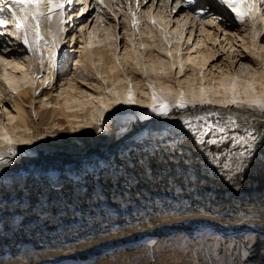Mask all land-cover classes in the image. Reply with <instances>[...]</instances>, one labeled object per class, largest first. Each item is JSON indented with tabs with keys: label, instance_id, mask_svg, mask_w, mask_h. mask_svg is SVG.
<instances>
[{
	"label": "snow or ice",
	"instance_id": "6c2138e0",
	"mask_svg": "<svg viewBox=\"0 0 264 264\" xmlns=\"http://www.w3.org/2000/svg\"><path fill=\"white\" fill-rule=\"evenodd\" d=\"M226 6L234 14L235 21L243 24L245 19L251 16L254 20L261 14V4L258 0H212V3ZM96 7L106 9L116 21L118 31L120 29V18L117 11L108 7L105 0H95ZM133 3L135 7H133ZM127 11L124 24L130 25L131 33L123 37L132 48L124 47V60L130 59L129 52H136L133 41L143 38L144 33L140 31L145 20L149 25L148 38L151 44L141 42L136 52V59L132 60L138 72L142 71L144 77L149 76V65H141L142 52L149 48L156 49L169 60L159 59L160 75H166L163 66L170 62L171 68L176 69L179 65V74H183L185 64L200 66L199 82L196 83L192 76L185 81H178L179 88L171 85H162L159 89L156 84L149 80L147 88L150 91L137 93L131 79H114L109 87V80L101 72L96 71L95 76L103 81L104 87L96 84L88 86L95 89L101 95H92L90 92H81V98H65L61 105L47 104L48 108H63L65 115L61 119L66 120L64 126L53 125L52 133L45 132L44 136L55 135L58 132H70L72 134L84 135V130L92 129L95 134H104L116 143V151L98 158L88 157L82 160L78 167L65 166L63 169L42 168L34 163L39 159L40 144L44 136L35 135L28 128H12L8 125L15 124L17 118L9 113L8 108L3 111L8 113L7 124L0 120V251L3 250L8 240L9 232L13 235L25 232L29 228L27 213H33L38 221L48 219L55 206L50 203L49 193H55L58 197L64 192L65 185L71 186L74 196L90 201V208L99 209V218L102 221H110L114 225V216L128 214V208L133 204L132 189L139 180L136 170L139 169L143 178L148 181L160 179L153 176L151 160L157 159L164 162V157L174 164H183L176 176L169 178V189L183 192L184 188L177 184V178L183 180L187 185H193L200 181L201 176L213 178L219 176L227 181L235 191L243 187L245 175L251 165L257 161H264V70L257 71L252 64H241L242 71L238 75L223 74L219 80L212 79L206 85L203 67L209 60H215L222 52H228V48L221 47L215 54L201 56L188 55L187 60L181 58L180 45L184 41V31L189 20L194 15L198 20L204 16L209 8L201 5L197 0H126ZM145 20L139 18L141 7ZM163 9L154 13L157 5ZM79 5L80 7H77ZM124 5H120L123 9ZM191 9L185 11L184 9ZM58 10L61 15L58 24L60 33H68L69 29L77 32L70 35V43H79V49H72L71 55L76 57L80 50L86 54L92 50L112 42L117 44L116 51L119 52L120 35H113L110 29L104 30L103 37L100 35V27L107 23L104 16L97 15L96 23L88 20L85 13L91 15L96 8L90 6L88 0H0V80L7 85L8 90L15 96L21 92V86L25 89L31 87L34 95H39L40 89L51 85L52 80L44 78L45 60L47 68L60 71L57 66L58 50L61 44L57 33L51 32V39H45L42 34V19L51 22L54 11ZM72 12L75 17H83L79 21L80 27L77 31L73 15H65ZM11 14V23L7 15ZM172 17H176L175 20ZM84 21H88L85 23ZM205 23L215 27L217 24L229 25L223 19L213 16L206 21H200L199 29L203 34L206 31ZM91 24V28L89 25ZM173 24L175 27H173ZM14 25L13 31L7 29ZM67 25L68 27H63ZM196 25H193L195 31ZM125 33L128 28L122 29ZM87 37L85 38V32ZM159 32V47L155 43L154 33ZM224 32V27L218 29ZM209 36L212 34L209 32ZM227 35V33H225ZM233 37L237 36L232 32ZM253 40L257 38L255 24H253ZM239 39H243L239 37ZM219 44V39L212 41ZM189 46L193 44V37H187ZM205 45L197 43L190 48V52H196L198 48ZM48 51L45 52L44 49ZM24 51L39 58V71L28 74V69L23 66L27 59L23 56ZM67 52V49L64 50ZM264 51V49H261ZM232 52H236L232 48ZM251 55L256 61L264 63V56L255 52L249 53V48L244 47L239 55ZM18 57L19 62L13 59ZM203 59L204 65H197V61ZM226 59V57H225ZM115 65L111 71L115 73L117 66L121 65L122 57H114ZM102 62V61H101ZM74 63L79 68H84L81 59H75ZM233 64L236 61H232ZM93 70L97 63L92 62ZM153 73H156V63L151 65ZM9 69L19 71L23 75L16 77L10 75ZM51 75V73H48ZM178 74V75H179ZM87 78L88 73L85 71ZM87 83V79L82 81ZM188 84L185 88L183 85ZM121 85L126 87L121 88ZM65 89H61L64 92ZM69 92H76L69 80ZM57 97L60 93H56ZM45 96L44 100L48 101ZM208 110H205V108ZM216 106H219L218 108ZM236 109L246 112L247 115H237L233 111L223 114L220 109ZM197 110L199 114L174 116V112L185 110ZM90 114H87L89 113ZM35 115V111L32 113ZM107 114V115H106ZM162 118V119H157ZM114 130V131H113ZM19 133V134H18ZM219 135H210V134ZM121 141L123 144L121 145ZM24 146H34L26 148ZM35 153V154H33ZM27 163V167L24 165ZM199 169V173L197 172ZM163 175V174H161ZM111 185V195L105 192V186ZM46 189L33 199L34 190ZM122 189V190H120ZM111 200V204L109 203ZM113 205L116 207L114 208ZM64 209L71 211L73 217H79L82 221L89 222L95 219L90 214L86 215L83 210L77 211L76 203L69 204L63 201ZM151 209V211L149 210ZM133 219L151 217L153 213L160 216L185 215L190 212L200 213V209H194L191 202H185L179 195L169 203L167 200L149 201L148 205L141 210L134 208ZM244 216L237 215V219L253 227L257 215L251 209H244ZM264 212V208L261 209ZM9 217L11 219H9ZM199 233V235H197ZM55 239V238H54ZM68 241L62 240V244ZM191 242L193 245L207 244L214 255L223 252L239 256L241 264H246L251 255L252 246L255 242V234L244 232L243 234H221L218 231L208 233L202 228L193 229L186 233L181 240V245ZM36 249L17 248L13 252L10 264H34ZM155 254V248H153ZM0 264H5L0 256Z\"/></svg>",
	"mask_w": 264,
	"mask_h": 264
},
{
	"label": "bare ground",
	"instance_id": "6f19581e",
	"mask_svg": "<svg viewBox=\"0 0 264 264\" xmlns=\"http://www.w3.org/2000/svg\"><path fill=\"white\" fill-rule=\"evenodd\" d=\"M258 2L260 3V0H258ZM88 3L91 9L96 8L95 11H91L90 9L91 15L85 13V15L88 16V20L92 21V23H96L94 18L97 15H102L107 21V23H105L104 25L99 26L101 37H103L104 30L106 29H110L113 35H120V32H116L115 28H117V26L111 28V26L108 24V13L105 12V10L96 7L95 0H90ZM105 3L114 11H117V15L121 19L120 29H123L125 27L128 28V32L125 33L123 31V35L121 36V41L119 43V52L116 51L117 44L115 41H113L111 48L105 45L103 47H98L92 50V52L88 54H86L84 50H80L79 54L76 57H73L71 55V50L74 48H78L79 43L72 44L69 49L68 45H71L69 37L70 35H77V32L70 31L68 34L59 32V28L61 26L58 24V21L61 14L58 13V10L54 11L51 22L47 21L46 19H42V34L45 39H51V32L57 33V38L61 44V48L60 50H58L57 55V66L59 69L61 68L62 71L59 75L58 71L48 69L47 62L45 60L44 78L52 80V83L49 87L40 89L39 95H34V90L31 87L25 89L23 86H21L20 94L14 96L8 90L7 85H5L2 80H0V120L7 124L8 113H5L3 111L4 108H8L9 113L17 118L15 124L8 125L10 131L14 127L28 128L32 131L33 136H44L45 132L52 133L54 131L53 125L64 126L66 124V120L61 119V117L66 114L64 109H57L55 107L48 108L46 105H55L57 103H60L62 105L65 98H81V92H90L92 95H101L102 93L97 92L95 89L88 86L89 84H96L99 87H104L103 81L96 78V71H99L103 75H105V78L109 80V87L111 86V83L114 79H131L137 93L150 91L147 88V82L149 80L153 81L158 89L162 85H171L173 88H179L180 84L178 83V81H185L189 76H192L193 80L196 83L199 82V73L201 71V67L189 64H185L184 73L179 74V65H177L176 69H173L171 68V64L169 62L163 66L164 71L167 74L160 75L159 72L161 66L159 65V59L167 61L169 60V58L158 52L156 49L152 48H149L146 52H142V59L140 61L142 66L144 64L149 65V76L144 77L142 75V71L138 72L135 68V65L132 63V60L136 59V52H141V50L139 49V44L141 42L146 44L153 43V41L150 40L147 35L150 26L147 25V22L143 16V12L146 9L142 4L141 12L138 14L141 20H145L140 29V31L144 33V36L142 39L138 37L133 41V43H135L136 45V52H129L127 55L130 57V59L124 60L123 57L125 56V53L123 52V48L125 46L130 49L132 48V44H128L123 39L125 35L130 34L132 31L130 25L124 24L125 19H130L125 15L127 11L126 0H105ZM198 3L207 6L209 8V11L205 12L204 16L199 20L194 15L189 20L187 28L183 33L184 41L180 45L182 50L181 58L187 60L188 55L203 57L205 55L215 54L220 50L221 47L228 48V52H222L220 56L216 57L215 60H209L208 64L203 67V71L205 74V84H210L212 79L219 80L221 76L220 69L224 70L223 74L225 75L240 74L242 71H244L240 68L241 64H252L253 68H255L257 71L264 70V63L254 60L250 54L238 56V53H242L244 47L249 48V53L255 52L257 55L264 56V51H261V49H264V15H257L261 21V26L263 25V28L255 27L257 36L255 41L253 40V36H251V32L247 33V35H249L247 36L246 32L243 30L244 27L243 29L236 27L235 24L237 23L234 24V21L233 23H229L230 20L228 19V17L226 20L227 25H229L228 27H225L224 24H217L215 27H212L211 25L205 23L206 31L201 34L199 29L200 21L209 20L215 15H219V17L217 18L219 20L225 18L226 15L224 16V14L220 13V11L216 9V6L211 4L208 0H199ZM120 5H124V8L120 9ZM133 7H135L134 3ZM102 10L103 12H101ZM184 10L190 11L191 9L185 8ZM226 10L231 13L230 9L226 8ZM153 11L154 13H158L160 11H163V9L158 4L157 7L153 9ZM214 12L216 13L213 14ZM9 16L11 17L10 13ZM78 18L83 19V17ZM172 19L175 20L176 17H172ZM84 22L88 23V21ZM193 25H196L195 31H193ZM63 27L68 26L64 25ZM173 27H175L174 24ZM221 27H224V32L218 31V29ZM89 28H91V24L89 25ZM3 30L4 29L0 28V31ZM246 30H248V28ZM209 32L212 34L211 36L208 35ZM232 32H236L237 36L233 37L231 35ZM225 33H227V35H225ZM261 34H263L262 37ZM154 35L156 37L155 43L159 47L161 43V41L159 40V32L156 31ZM190 35L193 37V44L191 46H189L187 43V37ZM86 37L87 31L85 32V38ZM239 37H242L243 39L241 40L239 39ZM215 39H219V44H215L212 42ZM197 43H202L205 46L202 48H198L196 52H190V48L194 47ZM232 48H235L236 52H232ZM65 49H67V52L64 51ZM44 51L47 52L48 49L45 48ZM116 55L121 56L122 60L121 65L117 66V71L113 73L110 69L115 65L114 57ZM23 56L27 58L24 61L23 66L28 69V74H31V72L33 71L38 72L40 62L39 58L33 56L27 51H24ZM157 57H159V59H156ZM77 58L82 60L84 68H79L75 65L74 60ZM13 59L19 62L20 58L14 57ZM69 61H71V63L75 66L73 70H69ZM232 61H236V63L233 64ZM92 62L97 63V68L95 70H93L91 67ZM152 63H156L157 65L155 74L153 73L151 67ZM197 65H204L203 59L198 60ZM0 71H2V66H0ZM85 71H87L88 73L87 78L84 76ZM49 72L51 73V75L48 74ZM9 73L10 75L16 77L23 75L19 71H14L13 69H9ZM85 79H87V83L82 82ZM69 80H71V86L76 89V92L67 91V89L69 88ZM183 86L187 88L188 84H184ZM120 87L123 88L126 87V85H121ZM61 89H65V91L61 92ZM56 93H60V96L57 97ZM45 96L49 97L48 101L44 100ZM216 107L218 108L219 106ZM205 110H208L207 106ZM220 110L225 115L228 111H233L237 115H247L246 112H242L234 108L230 110ZM33 111H35V115L32 114ZM87 114H90V111ZM194 114L199 113L197 110L192 109L173 113L174 116ZM157 119L159 120L162 118ZM84 132V135H79L72 134L67 131H57L55 135L44 136L43 141L36 142L37 144H40V148L38 150L39 159L34 161V163L42 168L63 169L66 165L78 167L80 162L88 157H92L95 159L109 153H114L116 151V143L104 134H95L92 129H86L84 130ZM210 135L219 134L213 133ZM122 144L123 141H121V145ZM99 146H102L104 150L98 149ZM24 147L33 148L34 146ZM163 159L164 162L153 159L151 160V164L153 165V163H155L161 169L164 166L169 169V167L172 168V165H174L175 169L173 168L172 170H175L176 173L180 168L183 167L182 163L177 165L169 162L166 156ZM24 167H27V163L24 165ZM197 172L199 173L198 168ZM135 174L137 176L140 175V170L137 169ZM200 179L201 180L197 183V187H201L206 182H210L211 185L214 184L220 190H222L223 194L221 193V195H218L219 197L217 198L211 196L207 199H201L200 201L202 203L194 208L200 209L201 212L198 213L193 211L190 212L191 215L196 216L198 214L197 217L216 219L232 224L235 222H242L237 219V215L244 216V211L242 210L251 209L257 215L255 224H258L260 222L264 223V212L261 211V209L264 208V161L257 160L251 165L250 170L247 172L242 182L243 187L240 189V191H235L227 181L221 179L219 176L213 178H209L208 176H201ZM180 186L182 188L184 187L182 186V184H180ZM111 190V185L105 186L106 194H108V192H111ZM41 191H46V189H35L33 199H35ZM246 192H248L249 195H246ZM223 195H225V197H222ZM216 196L217 195H215V197ZM154 199H146L137 204L133 203L127 210L128 214L114 216L116 217V220L114 219L116 221L115 225L112 222L93 224L92 222H98V220H101L99 218V215H95L96 217L93 216L95 217V219L89 222L88 219H84L81 221L78 216L76 218H73L71 211H65L66 209H64L63 212L59 211L60 208L63 207V201L65 200L68 201L69 204L76 203L78 212L80 210H83L84 208L86 210H89L90 208V201L84 198L78 199L76 196H74L71 186L66 184L64 192L61 193L59 197L55 193H49L50 203L55 206V210L53 211L51 216L48 219L38 221L33 213H27L26 215L28 216L29 228L26 229L25 232L19 233L17 235H13L12 232H9L8 240L5 243L3 250L0 251V256L3 257L5 264H10V261L13 259V252L17 248H26L36 249V253L34 255V264H86L84 263V261L87 258L83 259L81 256L78 261L77 259L72 260V256L75 254V252H82L85 250L92 251L96 247L106 244L100 243L103 240L117 237L122 232H127L128 234H130L131 232L135 231L134 229H140L144 227L149 228L151 224L153 225V223H157L156 221L165 222L164 220H170L173 217V219H175L177 216L184 217L190 214L188 213L185 215L160 216L156 213H153L150 218L145 216L143 219H133L135 213L129 214L133 212L132 209L134 210V208H140L141 210H143V208L148 205V202L155 201ZM109 201L111 202V200ZM94 210H98V208H94ZM149 210L151 211V209ZM123 215L126 216H124L120 220H117V217ZM131 215L133 216L130 217ZM9 219L11 218L9 217ZM84 222L86 223L83 224ZM48 226L50 227L47 228ZM128 227H131L129 229L130 231H127ZM62 229H65V231H62ZM204 231H207V229H205ZM149 238H151V235L149 236ZM65 239L68 242L66 244H62V240ZM149 241L150 240H148V242ZM255 257L256 255L252 258Z\"/></svg>",
	"mask_w": 264,
	"mask_h": 264
},
{
	"label": "rangeland",
	"instance_id": "374dc122",
	"mask_svg": "<svg viewBox=\"0 0 264 264\" xmlns=\"http://www.w3.org/2000/svg\"><path fill=\"white\" fill-rule=\"evenodd\" d=\"M208 1L216 6V9H218L220 13L224 14V16L226 15V17L223 18L226 24V20L228 17V19L230 20L229 23H233L234 21V24L237 23L235 24L236 27L242 29L244 27L243 30L246 32V35L247 33L251 32V36H253V24H255V27L257 28H263V25L261 26V21L258 16H256L255 20L251 16H249L245 19L243 24H240L239 22L235 21V16L229 13L226 10L225 6L219 5L218 2L214 4L212 3V0ZM197 2H199V0H197ZM103 10L107 12L106 9ZM103 10L101 12H103ZM215 13L216 12H214L213 14ZM6 15L11 23V17L9 16V13ZM107 17L109 18L108 24L111 26V28L115 27L116 22L111 17L110 13L107 14ZM215 17L218 18L219 15H215ZM247 28L248 30H246ZM115 29L116 32H120V36L123 35L122 29L119 31L117 28ZM8 30H14V25L10 26ZM262 36L263 34H261V37ZM71 46L72 44L70 46L68 45L69 49ZM76 49H79V47ZM68 64L69 70H73V68L75 67L74 64H72L71 61H69ZM61 71L62 69L60 68L59 75L61 74ZM98 149L104 150L102 146H99ZM151 167L153 176H159L161 178L148 181L143 178L142 173L138 175L137 178L139 180V183L135 188L132 189L133 195L131 198L133 203L137 204L141 203L143 200H151L154 198V200L157 202L161 200H167L169 203H171L177 197V195H179L185 202L190 201L193 208H195L202 203L200 201L201 199H207L211 196L217 198L219 197L218 195H221V193L223 192L216 185H211L210 182H206L203 186L197 187V183L193 185H187L181 179L178 180L179 178H177L176 182L177 184L179 183L184 186V191L181 193L178 189L176 192H173L169 189V178L176 176V171L172 170L173 168L175 169L174 165H172V168L169 167V169H167L165 166L161 169L155 163H153V165L151 164ZM161 174L163 175L161 176ZM245 194L249 195L248 192H246ZM108 195L110 196L111 192H108ZM215 195L217 196L215 197ZM222 197H225V195H223ZM109 203L111 204L112 202L109 201ZM113 207L115 208L116 206L113 205ZM83 210L84 212L88 211L85 214H90L92 217L95 215L98 216L99 214V209L94 210L92 208H89V210H86L84 208ZM65 211L69 210L66 209ZM133 213L134 211L129 214ZM124 216L126 215L120 216L121 218L117 217V220L122 219ZM132 216L133 215H131L130 217ZM188 216L192 217L189 218ZM188 216H177L175 219H173V217L170 220H164L165 222L156 221L157 223H153V225L151 224L149 228L144 227L140 229H134L135 231L131 232L130 234H128L127 232H122L117 237H113L111 239L108 238L100 242L102 244L106 243L103 244L105 246L102 245L103 247H96L92 251H80L81 253L79 251L75 252V254L72 256V260L77 259L78 261L81 256L83 259L87 258L84 261V263L86 264H241L239 256H233L231 254L225 255L223 252H221L219 255H214L213 252L209 250L210 246L207 244L202 243L201 245H193L191 242H189L185 245H181V240L186 233L192 232L193 229L202 228L204 230L207 229L206 232L208 233L218 231L221 234L227 233L230 237L233 234H243L244 232L254 233L255 242L252 246V252L248 257L246 264H264V223L260 222L258 224H254L253 227L249 228L248 225L243 222H235L231 224L229 222H223L216 219L197 217L198 214L196 216H193L191 215V213ZM115 218L116 217H113V219ZM103 222L107 223L110 221L98 220V222L92 223L101 224ZM85 223L86 222H84L83 224ZM49 227L50 226H48L47 228ZM130 228L131 227H128L127 231H130ZM63 230L65 231V229H62V231ZM150 235L151 238H149ZM197 235H199V233H197ZM148 240L150 241L148 242ZM153 248H155V254H152ZM255 255L256 257L252 258Z\"/></svg>",
	"mask_w": 264,
	"mask_h": 264
}]
</instances>
